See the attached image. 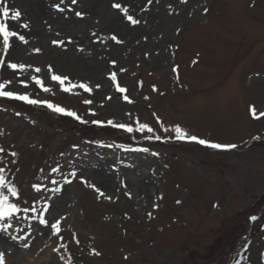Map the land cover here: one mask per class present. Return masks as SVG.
<instances>
[{"label":"rangeland","instance_id":"obj_1","mask_svg":"<svg viewBox=\"0 0 264 264\" xmlns=\"http://www.w3.org/2000/svg\"><path fill=\"white\" fill-rule=\"evenodd\" d=\"M4 6L22 16L0 22L28 42L9 37L6 48L0 33L3 90L88 121L0 97L2 191L20 209L0 221L11 225L0 230L4 264H264V145H254L264 141V0H0V13ZM177 126L237 147L176 140ZM57 221L59 234L49 231Z\"/></svg>","mask_w":264,"mask_h":264},{"label":"snow or ice","instance_id":"obj_2","mask_svg":"<svg viewBox=\"0 0 264 264\" xmlns=\"http://www.w3.org/2000/svg\"><path fill=\"white\" fill-rule=\"evenodd\" d=\"M148 2L151 3V0H148ZM181 2H186V0H181ZM72 3L75 4L76 0H72ZM55 7L60 12L64 11V9L61 8L59 5H56ZM113 7L119 9V8H121V4L120 3H116V4L113 5ZM123 12L127 16L128 21H130L132 25H136V24H139L141 22L138 19H134L132 15H128V8H124ZM0 14H2V16L5 17V18H8L10 15H12V19H14V20H19L21 18V16H22V13L19 11V9L15 10L14 14H12L10 12V9L7 6H4L2 8V13H0ZM75 15L77 17H81L83 14L81 12L77 11V12H75ZM23 27L24 28H28L29 25L27 23H25L23 25ZM0 33L3 34L4 45H5L6 48H7L8 43H9V37H17L18 36L19 41H22L24 43L28 42L25 39L24 35H18V33L16 31H9L7 24L2 23V22H0ZM111 39L113 41H115L116 43H121V41L117 39L116 35H113L111 37ZM52 43L53 44H63L64 42L63 41L53 40ZM35 51L39 52L40 49L37 48V49H35ZM2 63H3V61L0 60V64H2ZM114 63H115V61H113V64ZM8 67L13 69V70H15V69H18V68L19 69H23L25 67V65L17 64V63H10L8 65ZM49 67H51V66H49ZM40 71H41L40 68L36 69L37 73H39ZM174 71H175V69H174ZM66 79H67V77H63L61 75H53V76H51V80L59 82L60 85H63L65 83ZM111 79L113 81L116 80V74L115 73H112ZM36 83L40 84L41 81L37 80ZM96 87L98 88L99 85H97ZM3 88H4V85L0 84V97H6V98H11V99H15V100L24 101V102H27L28 104L34 105V106H46L49 110H51V111H53L55 113L72 117V118L76 119L77 121H80L81 123H87L88 122V121L83 120L81 118V116L77 115V113L75 111L67 110L64 107L57 106L56 104H54L52 102H49V101H41V100H38V99L30 98L26 94H17V93H15L13 91H5V90H3ZM79 88L83 89L86 92H91L92 91V89L87 84H84V83H81L79 85ZM116 88H117V90L120 93L126 92V89L123 88V87H120L119 84L116 85ZM43 90L45 92H47L49 89L43 88ZM64 91L68 92V91H70V89L69 88H65ZM153 91H156L155 86H153ZM106 98L111 99V97H106ZM123 99L128 100V97L124 96ZM84 103L91 104L92 101L91 100H85ZM252 114H253V116H255V114H256V109L255 108H252ZM262 115H264V113H262ZM92 123L101 124L102 122L99 121V120H95V121H92ZM108 124H112V121L109 120ZM114 126L117 127V128H120V129H124L128 133H132L134 131L133 127L128 126L126 124L117 123ZM144 129H147L149 132L152 131V129L149 128L147 124L141 123L140 124V130L143 131ZM165 131H167V129H165ZM175 133H176V135H175V139L176 140L193 141V142L199 143L200 145H206L207 147H210L212 149L230 150V149H235L237 147V145H235V144H222V143L211 142V141L206 140V139L198 138L196 135H190L188 132H186L184 129H182L179 126H177L175 128ZM155 139L156 140H160L161 137L160 136H156ZM111 146L112 145H108V147H111ZM74 147H78V146H74ZM141 150L145 151V152L149 151L148 148H143ZM0 152H4V149L0 148ZM153 154L154 155H159L158 153H153ZM16 155H17V153H15V152L12 153L13 157H15ZM3 170H4L3 168H0V173H2ZM59 170L60 169H57V168L53 169V171H59ZM71 175L75 177L77 174L75 172H73V173H71ZM81 182L84 183L86 186L92 187L100 196H102V197L105 196V193L103 191H101L100 188L96 187L95 184H91L87 179H84L83 176H81ZM5 183H6L5 178L3 177L2 174H0V221H5L7 218L13 217V215L15 213L20 211V209L17 207V203L9 202V197L7 195H5L4 192L2 191L3 187L5 186ZM66 183H71V181H66ZM36 187L38 188V186H36ZM8 191L11 192L12 196H19V194L17 192V189L15 187L8 186ZM57 191H58V189H57ZM106 198L109 199V200L112 199L111 196H107ZM178 203H179V201H178ZM30 210L31 211H35V209H30L28 207H26L24 209V211H30ZM45 211H47V209H45ZM149 215H151V213H149ZM252 219L255 221L257 219V217L253 216ZM39 223L40 224H49V222L47 220L43 219V218H41L39 220ZM5 227L10 228L11 225L10 224L5 225L4 223H0V230H4ZM52 230H55V232L57 234H59V232H60V222L59 221H57L56 223H51L49 225V231H52ZM76 242L79 243L78 240ZM25 246H27V245H25ZM56 251H59V249H56ZM95 254L99 255V253H95ZM4 258H5L4 257V253L0 252V264H4Z\"/></svg>","mask_w":264,"mask_h":264},{"label":"bare ground","instance_id":"obj_3","mask_svg":"<svg viewBox=\"0 0 264 264\" xmlns=\"http://www.w3.org/2000/svg\"><path fill=\"white\" fill-rule=\"evenodd\" d=\"M36 2H38V3H42L43 2V0H36ZM45 2V1H44Z\"/></svg>","mask_w":264,"mask_h":264}]
</instances>
